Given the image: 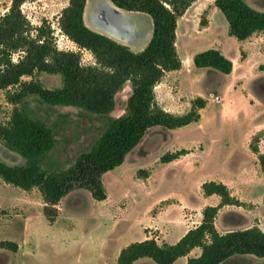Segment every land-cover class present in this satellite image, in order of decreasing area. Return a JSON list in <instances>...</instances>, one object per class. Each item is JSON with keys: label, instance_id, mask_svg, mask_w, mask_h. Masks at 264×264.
I'll use <instances>...</instances> for the list:
<instances>
[{"label": "trees", "instance_id": "1", "mask_svg": "<svg viewBox=\"0 0 264 264\" xmlns=\"http://www.w3.org/2000/svg\"><path fill=\"white\" fill-rule=\"evenodd\" d=\"M25 1L11 0L0 17V89L5 91L6 102L13 106L8 120L0 122V140L25 160L21 165H8L0 159V179L27 191L37 188L44 203L42 213L53 224L58 216L56 206L74 187L88 188L96 200L106 199L102 174L121 165L148 129L154 126L174 129L200 119L199 110L206 106L202 97L195 98L185 113L174 114L158 104L154 91L165 72L181 67L176 48L177 18L195 0H109L122 10L143 12L151 17L152 36L138 52L89 28L84 22L86 0H69L59 17L60 29L80 49L91 52L95 62L89 65L82 63L80 51L58 49L45 21L33 28L21 11ZM214 5L223 13L230 36L241 41L255 32L264 34V11L251 7L246 0H214ZM200 24L205 25V20L201 19ZM192 61L196 68L224 74L233 69V62L214 48L195 53ZM259 69L264 70V64ZM37 72L59 74L61 85L44 87L33 78ZM127 83L130 94L125 111L111 116L115 96ZM29 96L51 106H73L107 117L101 134L67 169L43 166V158L56 145L55 133L45 121L29 113L25 101ZM250 147L264 171V155L255 144ZM186 153L182 148L165 153L160 160L168 163ZM201 190L206 196L218 195L220 203L202 210L198 226L174 244H158L153 238L129 243L120 250L117 264H132L144 257L156 264H173L195 247L201 249V254L188 258V264H220L243 254L264 257V231L258 227L224 234L216 230L214 219L219 208L241 204L228 186L209 180L201 184ZM0 248L16 252L18 245L1 240Z\"/></svg>", "mask_w": 264, "mask_h": 264}, {"label": "rangeland", "instance_id": "2", "mask_svg": "<svg viewBox=\"0 0 264 264\" xmlns=\"http://www.w3.org/2000/svg\"><path fill=\"white\" fill-rule=\"evenodd\" d=\"M68 1L26 0L21 5V11L33 28L42 25L43 21L50 25L58 49L80 51L84 65L94 64L95 59L91 52L80 49L60 29L59 17ZM105 1L87 0L85 24L129 46L131 50L138 51L148 40L146 32L149 25L138 17L131 18L134 31L129 40L123 42L114 38L100 30L92 20L93 13ZM248 3L264 11V0H248ZM10 4L11 0H0V17ZM201 19L206 20L205 14L199 17V23ZM137 21L140 22L137 24ZM196 27L192 26L191 31L197 32ZM32 34H36L34 29ZM188 37L184 39L179 36L177 40L179 58L184 60L183 66L181 64L182 75L180 78L160 80L155 88V95L163 109L181 114L190 109L191 102L203 95L206 88L210 91L216 90L206 97L210 100L209 103L199 110L200 120L174 129L161 126L148 129L121 165L102 174L101 182L106 191V199L96 200L85 187H74L70 190L56 206L58 216L53 223L56 232L48 233L47 240L38 239V234L43 233L46 228L42 213L44 203L39 190H23L0 179V241L21 239L24 221L28 225L26 236L34 238L30 241L26 237L24 241H19L20 248L15 253L0 248V264H117L115 252L118 238L131 222L142 217L143 208L151 194L147 192V188L153 185V193L183 189L193 196L197 182L210 180L220 174L235 175L249 163L242 144L246 124L236 126L227 121L245 106L243 96L238 99L230 89L232 80L240 78L241 81H250L254 72L248 70L241 77H236V74L226 77L213 69L207 71L193 65L195 71L189 69L188 57L194 51H203L218 42L226 47L228 53L237 49L238 39L229 35L227 21L219 9L213 17L210 36ZM16 58L15 54L14 60ZM236 68L238 65L235 63ZM33 78L46 88L61 85L59 74L37 72ZM259 82L261 81L252 86L258 88ZM129 94L130 87L127 83L115 96L116 105L110 113L111 116L124 113ZM217 95L223 98L221 102L216 101ZM25 101L29 113L45 121L54 130L56 145L42 160L43 166L49 169H67L72 166L76 157L90 148L107 122V117L88 113L78 107L51 106L40 102L34 96L27 97ZM12 108L6 102L5 91L0 89V122L8 120ZM256 142L257 135L251 139L252 144ZM206 146L207 151L200 153ZM182 148L192 149L194 153L183 157L177 163L161 162L162 155ZM0 159L8 165H21L25 162L24 158L8 149L1 140ZM155 182L158 185L155 186Z\"/></svg>", "mask_w": 264, "mask_h": 264}, {"label": "crops", "instance_id": "3", "mask_svg": "<svg viewBox=\"0 0 264 264\" xmlns=\"http://www.w3.org/2000/svg\"><path fill=\"white\" fill-rule=\"evenodd\" d=\"M246 2L248 3V0H246ZM86 7L87 0L85 9ZM251 7L257 10L260 8L254 6ZM217 9L218 8L214 5V0H195L185 10V12L177 18V53H179L177 46L179 36H182L184 39H188V36L203 38L211 35L213 29V17L216 15ZM125 13L129 17V22L131 18L134 19L138 17L141 21H144L149 25L146 32L148 40L145 41V44L138 49V51H141L147 45L152 36L153 26L151 17L146 13L137 11H125ZM203 14H205L206 24L200 25L199 17ZM139 22L140 21H137L136 23L138 24ZM192 26H197V32L191 31ZM210 48L220 50L233 62V69L231 73H222L226 75V77H232L234 74L237 75L236 77H241L244 73L248 72V70H253L254 72V77L250 81H246L245 79L241 81L240 78H234V80H232V87H229L233 90V94L238 99L243 96L245 106L243 109L236 111L234 113V117L230 121L225 119V122L227 121L231 125L239 126L244 123L246 124V131L243 136L242 144L249 158V163L246 166H243L235 175L223 176L220 174L210 179L214 181H221L226 184L230 189L231 194L239 200L241 204L223 205L220 207L214 219V225L220 234L230 231L244 230L253 226H256L264 231V171L259 165L257 154L253 152L250 147L251 139L257 135V142L255 145L258 148V152L264 155V82H262L264 78V70L259 69V66L264 64V34L261 32H255L244 40H238L236 43L237 49L231 53H228L226 47L221 42L212 45ZM195 53L197 52L194 51L190 53L188 57V61L190 63L189 69L191 71H195L194 68H192V58ZM183 61L184 60H181L182 66ZM235 63L238 65V68L236 69ZM197 69H205L207 71L211 70L208 68ZM182 70L183 68L180 67V69L165 72L161 80L165 81L169 78H180ZM216 73H218V71ZM258 81H261L258 83V88L254 87V85L252 86V84H256ZM156 87H158V85H156L155 88ZM154 91L156 93V89ZM213 92H216V90L210 91L206 88L205 93L203 95H199V97L205 99L207 104L210 100L206 97L213 94ZM222 99L223 98L221 96H216L217 102H221ZM156 100L157 102L159 101L158 96H156ZM158 104L162 107L160 102H158ZM221 117L224 120L222 115ZM207 149L208 147L206 146L200 151V153H204ZM186 150L188 153L170 161V163H177L181 161L183 157H186L190 153H194L192 149ZM203 182L204 180H201L196 183L195 195L193 196L187 194L183 189H173L161 193H153L154 186L151 184L152 187L147 188V192H151L150 199L143 208L142 217L131 222L124 233L119 236V243L116 246L115 256L118 257L119 252L123 247L135 241H143L145 239L153 238L158 244H174L188 230L198 226L202 221V210L206 206H216L220 203V197L218 195L206 196L202 193L201 184ZM156 185H158V182H155V186ZM22 224L23 237L21 236V239L9 240L15 242L18 245V249L20 248L19 241H24L26 237H28V240L30 241L31 239H34L33 237L26 236L28 233V225L26 224V221L22 222ZM45 226L46 228H44L43 233L38 234L39 241L42 239H49L48 233L51 231L56 232L55 225L48 223L47 220L45 222ZM200 254L201 249L199 247H195L188 255L177 258L173 264H188V258L199 257ZM256 263L264 264V257H258L252 254L235 255L229 257L220 264ZM132 264L156 263L151 258L144 257L134 261Z\"/></svg>", "mask_w": 264, "mask_h": 264}, {"label": "bare ground", "instance_id": "4", "mask_svg": "<svg viewBox=\"0 0 264 264\" xmlns=\"http://www.w3.org/2000/svg\"><path fill=\"white\" fill-rule=\"evenodd\" d=\"M113 11L110 2L106 0L100 9L93 13V23L114 38L127 42L134 31V26L129 22L127 14L116 15Z\"/></svg>", "mask_w": 264, "mask_h": 264}, {"label": "water", "instance_id": "5", "mask_svg": "<svg viewBox=\"0 0 264 264\" xmlns=\"http://www.w3.org/2000/svg\"><path fill=\"white\" fill-rule=\"evenodd\" d=\"M110 4H111V6H112L113 9H114V11H113L114 14H116V15H119V14H126L124 10L118 8V7L115 6L113 3L110 2Z\"/></svg>", "mask_w": 264, "mask_h": 264}]
</instances>
